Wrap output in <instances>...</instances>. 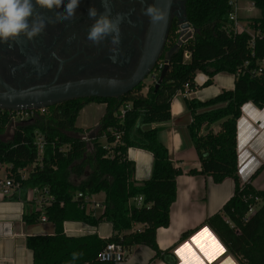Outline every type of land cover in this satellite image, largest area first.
<instances>
[{
  "label": "trees",
  "instance_id": "1",
  "mask_svg": "<svg viewBox=\"0 0 264 264\" xmlns=\"http://www.w3.org/2000/svg\"><path fill=\"white\" fill-rule=\"evenodd\" d=\"M251 1L259 10L258 17L249 19L260 34L253 44L249 33L232 30L228 0H186L188 22L195 32L158 87L142 85L119 98H82L51 105L18 124L9 139L0 138V164L11 166L8 177L20 180L23 192L9 199L25 201L27 190L44 187L53 197L43 212L55 224V233L28 236L26 240L35 264H116L98 259L108 243L120 244L126 250L146 245L155 251L152 261L176 263L173 247H158L156 232L170 224V209L177 197L176 179L182 170L158 139L159 128L151 125L171 119L172 99L178 92L185 93L186 84L188 92L196 91L212 85L220 72L234 76V89H223L206 101L184 99L192 117L189 136L201 164L200 170L191 169L189 174L212 177L215 183L233 179V196L203 225L212 229L240 264H264V189L253 185L264 163L246 183L242 184L238 175L237 123L242 106L251 102L264 108V0ZM199 71L208 77L202 85L195 80ZM89 102L105 103V113L95 128H79L77 116ZM9 122L7 112L0 114V134ZM215 124L220 126L217 132L212 128ZM37 134L45 141L40 159ZM130 147L153 154L148 180H135L136 165L127 155ZM32 164L36 165L29 177L19 178L17 171ZM100 192L105 193L102 211L98 215L87 213L83 197L77 195ZM140 196L143 201L138 205L135 199ZM24 219L32 224L39 216L35 212L25 214ZM68 220L93 226L109 222L113 235L108 239L67 236L63 225ZM135 224H143V228L132 231ZM198 228L183 232L178 242Z\"/></svg>",
  "mask_w": 264,
  "mask_h": 264
},
{
  "label": "crops",
  "instance_id": "2",
  "mask_svg": "<svg viewBox=\"0 0 264 264\" xmlns=\"http://www.w3.org/2000/svg\"><path fill=\"white\" fill-rule=\"evenodd\" d=\"M207 78L205 73L199 71L195 80L198 85H202ZM234 83L235 78L232 74L220 72L215 75L210 86L192 92L176 93L170 106L171 119L151 125L159 128L158 139L168 149L175 166L182 170V174L176 179L177 197L170 209V224L168 227L158 228L156 232V241L161 250L173 247L175 264H240L212 229L203 225L206 218L218 213L233 196L235 185L232 178L215 183L212 177L189 174L191 169L200 170L201 164L189 136L188 125L192 117L184 101L185 97L209 100L223 89H234ZM105 110V103L89 102L80 110L76 126L83 129L95 128ZM212 128L217 132L220 126L215 124ZM237 129L238 175L243 184L248 182L264 163V108L260 109L251 102L245 103ZM11 136L12 132L9 133L7 128L0 134V138L4 140ZM127 155L136 165L135 180L137 182L148 180L152 174L153 154L145 149L130 147ZM35 165L19 169L17 171L19 178L27 179ZM10 167L0 164V170L6 171V177ZM263 176L264 170L253 181V185L258 189H264ZM72 179L77 180L75 176ZM21 191L22 188L13 195L23 194ZM87 196L92 202L103 204L105 200L104 192ZM43 197L39 188L27 190L25 201L9 199L10 196L0 193V264H35L33 252L26 244L27 237L55 233L53 222L40 219L44 214L43 208L47 205L44 204ZM101 211L97 210L95 215ZM35 212L38 213L39 221L27 223L24 215ZM63 226L65 234L71 237L97 235L102 239H108L113 235V226L109 222L93 226L68 220ZM197 227H199L197 231L188 239L178 242L183 232ZM142 228L143 224H135L132 231ZM154 256L155 251L149 246L135 245L127 249L124 260L116 264H168L162 260L152 261Z\"/></svg>",
  "mask_w": 264,
  "mask_h": 264
},
{
  "label": "flooded vegetation",
  "instance_id": "3",
  "mask_svg": "<svg viewBox=\"0 0 264 264\" xmlns=\"http://www.w3.org/2000/svg\"><path fill=\"white\" fill-rule=\"evenodd\" d=\"M109 3L113 16L119 13L124 17L115 63L109 58L112 55L109 40L94 45L86 38L93 23L88 9L95 7L103 12L101 0H81L76 17L65 21L55 20L57 10L37 8L46 20H51L42 34L32 41L21 36V43L0 44V93L6 92L7 87L27 90L93 78L124 81L135 76L154 56L148 74L125 95L136 92L142 85L159 86L165 78L160 81L163 68L166 65L170 68L189 40L179 44L183 31L180 21L185 16L186 0H171L166 22L158 24L151 23L143 10L150 4L163 6L164 0H109ZM160 41L161 47L156 54ZM162 61L164 66L157 74L158 64Z\"/></svg>",
  "mask_w": 264,
  "mask_h": 264
},
{
  "label": "clouds",
  "instance_id": "4",
  "mask_svg": "<svg viewBox=\"0 0 264 264\" xmlns=\"http://www.w3.org/2000/svg\"><path fill=\"white\" fill-rule=\"evenodd\" d=\"M80 3L81 0H67L66 3L65 0H0V44L21 43V36L27 41H32L42 34L51 20H46L37 12V8L57 10L55 20L65 21L76 17ZM101 3L103 12H99L95 7L88 9V16L93 23L86 38L94 45L109 40L112 45L110 48L112 55L109 58L115 63L119 55L120 25L124 17L119 13L112 15L109 0H101ZM170 3L171 0H164L163 6L150 4L143 10V14L148 16L153 24L164 23L169 14ZM61 8L63 11H58ZM52 55L55 57V53Z\"/></svg>",
  "mask_w": 264,
  "mask_h": 264
},
{
  "label": "water",
  "instance_id": "5",
  "mask_svg": "<svg viewBox=\"0 0 264 264\" xmlns=\"http://www.w3.org/2000/svg\"><path fill=\"white\" fill-rule=\"evenodd\" d=\"M180 23L182 24L183 31L179 38V44L182 45L193 36L195 31L190 29L186 11ZM161 43L160 41L155 52L156 54L161 47ZM154 57L135 76L124 81L109 78H93L60 85H42L27 90H15L7 87L6 92L0 93V108L4 110L40 109L75 98H119L133 90L148 74ZM167 69L168 65L163 68L160 81L164 78Z\"/></svg>",
  "mask_w": 264,
  "mask_h": 264
},
{
  "label": "built area",
  "instance_id": "6",
  "mask_svg": "<svg viewBox=\"0 0 264 264\" xmlns=\"http://www.w3.org/2000/svg\"><path fill=\"white\" fill-rule=\"evenodd\" d=\"M251 7L255 6V3L251 0ZM239 0H228V5L230 7L229 12V19L231 21V28L235 33H249L251 35V43L253 44L254 38L256 36H259V32L255 31L250 26V18H246L245 20L242 19V17L239 16L240 7H239ZM256 17V16H254ZM190 29L195 31L194 28L190 26ZM193 37V36H192ZM191 37V38H192ZM190 54L188 52L185 53V57L189 58ZM164 66V62H160L158 64V71L157 74L162 70ZM185 93H187L188 84L185 85ZM45 108L40 109H21V110H4L0 108V114L7 112L8 117L10 119L9 124L7 125V130L10 128L11 132L13 134L14 130L16 129L17 125L20 123H24L31 118H33L37 111H43ZM124 110H122L123 114ZM118 138V137H117ZM36 144L38 146L39 150V159L41 158V154L44 149L45 141L43 136L40 134H37V140ZM21 189V181L16 179L15 176L12 177H6L5 179L0 178V193H2L5 196H10L13 193L19 191ZM41 192L43 194V202L44 204H50L53 200V197L50 195L48 187H44L41 189ZM77 197H83L84 204L86 205V211L87 213L97 214V210L103 209V204L99 202H92L90 201V198L87 195H83V193H79ZM136 203L140 205L143 201V198L140 196L135 199ZM253 209H251V212ZM42 221H46L47 217L45 214H43L40 218ZM126 254V249L122 247L120 244L116 243H108L106 246L98 253V259L101 261H114L115 263L121 262L124 260Z\"/></svg>",
  "mask_w": 264,
  "mask_h": 264
},
{
  "label": "rangeland",
  "instance_id": "7",
  "mask_svg": "<svg viewBox=\"0 0 264 264\" xmlns=\"http://www.w3.org/2000/svg\"><path fill=\"white\" fill-rule=\"evenodd\" d=\"M239 7H240V12H239V16L242 17V19H246L249 17H258L259 16V10L256 7H251V2L249 0H239ZM186 59V58H185ZM146 89H144V92H146ZM8 132H11V129H8ZM0 178L1 179H5L6 178V171L3 169L0 170ZM262 180L264 181V176L262 178ZM256 209V207L254 208V210L252 212H254Z\"/></svg>",
  "mask_w": 264,
  "mask_h": 264
}]
</instances>
